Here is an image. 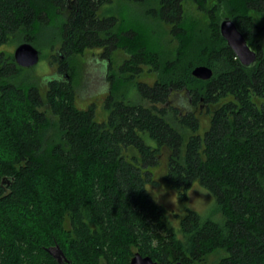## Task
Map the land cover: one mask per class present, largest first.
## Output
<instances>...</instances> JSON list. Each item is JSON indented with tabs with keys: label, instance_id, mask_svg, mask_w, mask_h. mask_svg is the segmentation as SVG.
Here are the masks:
<instances>
[{
	"label": "trees",
	"instance_id": "16d2710c",
	"mask_svg": "<svg viewBox=\"0 0 264 264\" xmlns=\"http://www.w3.org/2000/svg\"><path fill=\"white\" fill-rule=\"evenodd\" d=\"M125 2L145 10L144 23L113 15L112 0H0V264H130L137 253L160 264H264V25L253 17L264 0H194L208 20L201 30L186 22L184 0ZM222 18L256 52L252 67L220 36ZM23 43L40 58L57 49L43 97L3 50ZM88 50L101 51L107 71L123 51L120 74L146 66L156 80L123 98L109 77L97 122L94 103L75 106L70 76ZM198 66L212 77H193ZM194 183L220 221L188 207ZM155 190L177 193L178 228Z\"/></svg>",
	"mask_w": 264,
	"mask_h": 264
},
{
	"label": "rangeland",
	"instance_id": "374dc122",
	"mask_svg": "<svg viewBox=\"0 0 264 264\" xmlns=\"http://www.w3.org/2000/svg\"><path fill=\"white\" fill-rule=\"evenodd\" d=\"M205 3L207 8H211L217 3V0H205ZM110 9L113 15L120 17L126 22H130V20L145 22L143 17L145 10L142 7L128 4L125 0H112ZM183 11L186 22L192 27L201 30L208 24L206 16L197 9L194 0H184ZM253 17L258 24L264 25V15H253ZM155 24L153 23L152 26H155ZM260 43L264 46V36L260 38ZM14 49L15 46L12 45L3 48V50L11 54H13ZM56 50L51 51L49 48L40 49L42 58H40L33 68L27 69L33 77L37 78L42 97L45 95L46 82L57 72L56 62L52 60L53 55H58ZM100 55V50H88L82 56H77L70 62L72 67V74L70 73V76L73 79L72 83L75 87V106L78 109H86L94 103L96 106L95 121L97 122L106 119V111L103 106L111 83L108 80L109 77H113L116 93L123 98L128 97L135 84L143 83L152 86L156 80L155 75L150 73L146 66L143 67L142 73L137 77L130 78L128 75L120 74L118 68L128 57L123 51L117 50L113 52L110 59L109 71H107L104 59ZM66 78L68 77H65V75H58V79L61 81H64ZM66 81L68 80L66 79ZM46 115L51 120H54L49 113ZM201 119L208 121L209 117L203 115ZM153 196L155 202L164 208L166 219L171 227L178 228L184 208L179 204L177 193L170 190H155ZM188 198V207L197 211L201 216L212 218L215 221L222 219L221 215L215 212L213 195L197 183L192 184L190 187ZM48 248L55 254L52 250L54 248ZM213 260L214 258L212 257L209 262Z\"/></svg>",
	"mask_w": 264,
	"mask_h": 264
},
{
	"label": "water",
	"instance_id": "95a60500",
	"mask_svg": "<svg viewBox=\"0 0 264 264\" xmlns=\"http://www.w3.org/2000/svg\"><path fill=\"white\" fill-rule=\"evenodd\" d=\"M219 33L224 39L228 48L232 50L239 63L245 67H252L256 63L257 55L250 48L244 36L238 30L234 22L229 18H222L219 22ZM15 64L23 69L33 68L40 59L39 51L29 43L17 46L12 54ZM192 76L200 80H208L212 77V71L206 66H198L193 69ZM65 77H68L67 75ZM67 79V78H66ZM54 257L61 263V252L58 248L52 249ZM130 264H160L153 262L149 257H142L135 254ZM176 264H182L180 262Z\"/></svg>",
	"mask_w": 264,
	"mask_h": 264
}]
</instances>
